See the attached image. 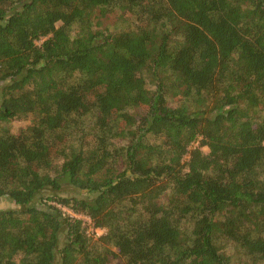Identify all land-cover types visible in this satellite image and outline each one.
<instances>
[{
	"label": "trees",
	"instance_id": "16d2710c",
	"mask_svg": "<svg viewBox=\"0 0 264 264\" xmlns=\"http://www.w3.org/2000/svg\"><path fill=\"white\" fill-rule=\"evenodd\" d=\"M0 197V264H264V0H0Z\"/></svg>",
	"mask_w": 264,
	"mask_h": 264
},
{
	"label": "rangeland",
	"instance_id": "374dc122",
	"mask_svg": "<svg viewBox=\"0 0 264 264\" xmlns=\"http://www.w3.org/2000/svg\"><path fill=\"white\" fill-rule=\"evenodd\" d=\"M100 21L101 22L99 24V27H101V28H104L106 26H109L112 30H114L117 27H119V28H125L126 27V26H124L125 25L124 19L119 15V12L109 13L105 17L101 18ZM61 24H62V22H58L57 23L58 26L61 25ZM136 110H138V109H136ZM118 113H119V111H117V112H115V110L112 111V114H114V115H117ZM31 123H32V118L14 119L12 121V123H11V129H12L13 132L16 133V132H19V130L21 128L26 127V126L30 125ZM150 139H151L150 141H152V142H157V140L153 136ZM120 142H122L121 139H120ZM198 145H200V144L197 141V142L193 143L192 148L195 147V146H198ZM202 149L205 150V151H208L209 150L206 145H203L202 146ZM188 158H189V153H187L185 155L184 159L187 160ZM64 194L66 196H76V195H78L79 197H81V196H87V192H85V191H76V190L75 191L70 190L69 192L64 191ZM12 206H14V203L13 202H11L10 200H8L7 198L0 197V208L1 209L8 208V207H12ZM63 210H65V211H67L69 213L73 212V211H71L70 209H68L66 207H64ZM76 216H80V215L77 214ZM81 216H85V215H81ZM86 222H87V228H86L87 229V232L90 235H92L93 237L97 238L98 236H100L101 234L104 233L105 229H102V228H99V227H94V226H92V223L89 224V222L87 220H86ZM92 227L93 228L100 229V231L97 233V232H95L96 230L94 231L92 229ZM114 262L117 263V260H114Z\"/></svg>",
	"mask_w": 264,
	"mask_h": 264
},
{
	"label": "built area",
	"instance_id": "2783aa9c",
	"mask_svg": "<svg viewBox=\"0 0 264 264\" xmlns=\"http://www.w3.org/2000/svg\"><path fill=\"white\" fill-rule=\"evenodd\" d=\"M59 206H60L62 209L64 208V207H62L61 205H59ZM70 214H71V215H75V216L77 215V213H75V212H71ZM79 215H80V216H78V217L85 218V219L89 222V224L92 223L90 217L88 218V216H87V217H86V216H81L82 214H79ZM92 226H93V225H92ZM92 229H93L94 231L96 230L95 232H97V233L100 231V229H97V228H93V227H92Z\"/></svg>",
	"mask_w": 264,
	"mask_h": 264
}]
</instances>
